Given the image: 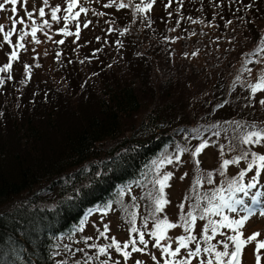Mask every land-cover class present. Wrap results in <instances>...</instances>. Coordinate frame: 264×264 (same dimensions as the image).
Wrapping results in <instances>:
<instances>
[{
  "label": "trees",
  "instance_id": "obj_1",
  "mask_svg": "<svg viewBox=\"0 0 264 264\" xmlns=\"http://www.w3.org/2000/svg\"><path fill=\"white\" fill-rule=\"evenodd\" d=\"M150 2L111 0L94 15L88 40L75 39L72 24L54 31V68L45 78L13 74L14 65L0 72V264H125L107 247L112 238L144 249L129 259L140 253L153 264H179L163 251H174V233L177 248L186 238V255L199 246L197 257L207 261L214 252L205 248L224 250L223 213L200 217L231 201L239 185L260 182L262 170H247L249 154L221 165L248 153L247 133L264 130V91L252 92L264 77V0H171L169 7L155 0L137 11ZM7 61L4 54L0 68ZM210 148L214 165H203L199 156ZM186 162L188 172L179 173ZM167 173L168 203L157 212V181ZM179 179L188 184L173 202L168 189ZM89 210L116 213L126 241L107 228L89 230ZM163 220L177 226L156 246L151 233ZM209 221L217 228L206 239Z\"/></svg>",
  "mask_w": 264,
  "mask_h": 264
},
{
  "label": "rangeland",
  "instance_id": "obj_2",
  "mask_svg": "<svg viewBox=\"0 0 264 264\" xmlns=\"http://www.w3.org/2000/svg\"><path fill=\"white\" fill-rule=\"evenodd\" d=\"M4 0H0V3H3ZM70 0H47V4L44 3V0H27V3L24 4L21 0L20 3L16 5L17 12L13 13L11 11L12 5L7 4L5 11H0V25H4L5 31L11 30V18L15 17L16 19L23 18L24 24H17L16 31L11 36V43L4 41V33L0 32V61H4L5 58L8 57V61L3 63V65L9 64L10 56L13 51H16L18 54V58H21V62L17 63V59L12 61V65H14L15 70L11 71L13 74L16 72H22L25 74H32L31 79H36L39 77H44L48 73L53 71L54 65L52 62V54L51 47L53 46V40L57 38L58 33H54L56 30L64 29L66 26L70 28V25H74L73 28L75 32H79V35L83 36L82 40H88L91 35L96 31V28L93 27L94 15L98 10H103L106 6L111 3V0H78L77 5L72 9V12L69 13L67 11ZM54 7H59L61 10L57 12V20L52 19V9ZM86 8L87 13L80 12V8ZM44 8L45 15L41 17L39 15V9ZM156 8V6H155ZM27 12H32L33 17L29 19L27 17ZM80 12L77 17L75 14ZM64 17H69V19L65 20ZM47 20L48 24L45 25L44 21ZM90 20L92 21L90 24ZM35 21V24H33ZM87 23L88 27H84V24ZM37 27L36 37L33 39L31 36L32 27ZM24 33L23 40H20V36ZM74 33V32H73ZM75 33V39L77 38ZM88 38V39H87ZM39 41L37 43L36 41ZM23 44V47H17V44ZM2 65V66H3ZM28 66V71L25 70V66ZM8 74V73H7ZM12 74V75H13ZM263 97L264 93L261 94ZM260 97L259 95H257ZM264 106V105H263ZM240 129V128H239ZM243 130V129H242ZM247 132L246 130H243ZM242 133H237L234 137L241 138ZM174 151H168L167 154H172ZM215 153L210 148L205 150L200 156V160L203 165L213 166L215 162ZM252 153H256L257 155H264V143L260 144H250L248 145V154L252 156ZM253 157V156H252ZM186 159V157H184ZM189 164L186 162L179 168V173H187ZM187 170V171H184ZM187 180L181 181L180 179L175 181L173 186L168 189L169 195L172 198L173 202L178 197L179 191L187 187ZM259 194V195H257ZM255 196L256 201H253V197ZM235 200L243 201V204H236V211H230L227 207H220V212L223 213L224 216H227L230 220L240 219L244 215H248V210L252 209L255 213L250 216L247 221H245V226L239 229L240 232L244 233V236L241 238L244 239L246 236L252 235L255 232H259L264 234V216H260L259 211L264 208V170H262L260 176V182L256 184V187L247 189V194L244 192H238L235 194L231 201H223L219 206L223 205L225 202L232 203ZM88 220L86 221V227L89 230H93L94 226L99 228H107L109 230V234L111 236L116 237L121 242H125L127 239V232L124 231L119 225L118 216L116 213L112 211H95L90 210L88 212ZM237 234L236 231L229 229L226 233L225 237L222 238L223 244H229V250H234L233 243L228 238L231 236H235ZM176 233H174L173 237L169 239V242H173V249L177 248L178 243L176 242ZM259 239V238H258ZM256 242H251L245 245V252L241 257V264H255V255H261V264H264V250H261L260 253H256L254 250V244ZM150 248V247H149ZM129 250V248H128ZM188 250V249H187ZM184 253V256L180 257L181 260L177 257H174V261L177 260L179 264H182L183 261H191V264H206V260H202L197 256H189L186 255V250H180ZM190 251H193L191 249ZM194 252V251H193ZM142 253V252H141ZM153 255L156 257V260L159 258V251L154 249ZM120 257V256H119ZM212 258V256L210 257ZM227 259V258H225ZM140 261L141 264H153L150 261V258L147 255L137 253L135 255V259H128L125 261V264L134 263V261ZM213 263L216 264L215 259L213 258Z\"/></svg>",
  "mask_w": 264,
  "mask_h": 264
},
{
  "label": "snow or ice",
  "instance_id": "obj_3",
  "mask_svg": "<svg viewBox=\"0 0 264 264\" xmlns=\"http://www.w3.org/2000/svg\"><path fill=\"white\" fill-rule=\"evenodd\" d=\"M21 0H4L3 3H0V11H5L6 10V5L10 4L12 5V9L11 11L13 13L17 12V8L16 5L18 3H20ZM22 2L24 4L27 3V0H22ZM78 0H70V3L68 5V9L67 11L69 13L72 12V9L77 5ZM44 3L47 4V0H44ZM155 3V0H151L150 3L146 4L144 7H141L140 5H136L137 11L139 12H145L148 10H151L153 7V4ZM171 5V0H169V4L166 5V7H169ZM106 7L110 6V5H105ZM120 8H124L126 7L125 4L121 3L119 4ZM61 9L59 7H54L52 9V19L53 20H57V12H59ZM39 15L41 17H43L45 15L44 12V8H40L39 10ZM80 12H84L87 13V9L81 7L80 8ZM80 12H77L75 15L78 17ZM27 17L29 19H32L33 17V13L32 12H27ZM65 20L69 19V17H64ZM24 19L20 18V19H16L15 17L11 18V30L9 31H5L4 29V25H0V32L4 33V41L11 43V36L13 35V33L16 31V25L17 24H24ZM230 23V22H229ZM33 24H35V21H33ZM44 24L47 25L48 21L45 20ZM84 27H88V24L85 23ZM37 27L33 26L32 30H31V36L33 37V39H35L36 37V32H37ZM66 35H72V33L70 32H66ZM24 35H27V33H24L23 35L20 36V40H23ZM77 38H79V32L76 33ZM37 43H39V41H36ZM59 43H63V40L59 41ZM17 47L22 48L23 44L18 43ZM262 51H264V49H262ZM18 59V54L16 51H13L11 53L10 56V60H15ZM11 68V63L6 64L3 68H0V72L2 71H7ZM25 70L28 71V66H25ZM249 72H251V69H248ZM10 78V77H9ZM0 83H3L2 80H0ZM257 91H264V77H261L260 81L258 83H256L255 85L252 86V92L255 94ZM260 103L262 105H264V100H261ZM243 143L245 144H260V143H264V130H260V131H254V132H249L245 135L243 141ZM207 145L206 144H201L198 148H196L195 152L193 153V155H198L204 148H206ZM183 151V150H182ZM248 153L245 152L243 157H237L235 159L229 160V159H225L223 160V163L221 165V167L223 169H226L230 164H234V163H239L241 159H247ZM253 156V160L248 164L247 166V170L248 171H252L254 165L257 167V174H259L260 170H264V155H257L256 153H252ZM257 161L259 162L257 164ZM169 163H171V159L168 160ZM198 163V162H197ZM171 173H167L165 175H163L162 179H159L157 181V183L159 184V191L161 193V195L159 197H157L156 199V211L157 212H161L163 210V207L165 204L168 203V201L166 199H164L163 197V192H164V188L168 186L167 182L168 180L171 178ZM245 176V172H241L240 173V179L242 180L243 177ZM253 180L255 181V177H253ZM211 182V181H210ZM232 183L229 184V189H232ZM256 187V183H249L247 185H239L235 190L236 191H241L244 192L245 194H247V189H251ZM259 195V194H257ZM221 199H223V197H221ZM253 201H256L255 196L253 197ZM211 200H209V204H211ZM236 204H243V201L240 200H235L232 203H228L225 202L223 205L221 206H212V207H205L203 210V215H201V219L204 218L205 215H209V214H215V215H220V207H227L230 211H236L235 206ZM255 213L253 212L252 209L248 210V215H244L242 216L240 219H234V220H230L227 216L223 217V223L219 226H226L230 229H232L233 231H236L237 234L235 236H231L228 239L230 241H232L233 243V247L234 250H229V244L228 243H224L223 244V248L224 250L222 251H216L215 250V246H213L212 248H205L204 252L206 253H213L214 252V258H215V262L216 264H241V257L242 254H244L245 252V245L249 244L251 242H256L254 244V250L256 253H260L261 250H264V234L259 233V232H255L252 235L246 236L244 239H242L241 237L244 236V233L240 232L239 229L243 228L245 226V221H247L249 219L250 216L254 215ZM260 216H264V208H262L259 213ZM188 216L191 217V222L189 221H185V223L188 225V227L190 228L192 226V224L195 223L196 221V216H194L191 212L188 213ZM162 225L164 226L163 230H162ZM177 225L173 224V223H169L167 220H163L160 221L159 223H157L155 225V228L157 229V231H154L151 233V235L153 237L156 238V246H160V241L164 240L166 238V230L168 228H173L176 227ZM211 228L212 232L215 233L216 228H217V224L215 221H209V225L205 228V238L208 239L209 237L207 236V231L208 228ZM186 230H188V228H186ZM132 232H137V228L136 227H132L131 229ZM101 235H103V233H101ZM144 233L140 232L139 233V243L142 245H145V247L147 246V241L144 238ZM259 238V239H258ZM90 239V238H89ZM185 237L181 236L179 237V242H180V246L178 248H176L174 251L171 250V247H165L163 249V251L165 253H168L170 256L175 257L180 253L181 248H187L188 245L185 242ZM188 240H195L194 236H189L187 238ZM129 243L132 245V251L129 252L127 251V249L129 248ZM136 240H131L130 242H126L124 243L122 246L119 242H117L115 240V238H112V243L110 245H108V248L111 247H115V250L117 252H120L122 254V256L124 257V260L127 261L129 259V257L132 255V252H142L144 249L142 248H137L136 246ZM107 248L105 247H101L99 249V252L101 254L106 253ZM201 251V248L199 246H197L195 248V251H189L188 255L189 256H197ZM154 260L156 259L155 256L152 257ZM227 258V259H225ZM261 255L257 254L255 255V264H261ZM136 264H141L140 261H137ZM165 264H170L169 261H165ZM182 264H191V261H183ZM202 264H204V262H202ZM206 264H213V260L209 259L206 261Z\"/></svg>",
  "mask_w": 264,
  "mask_h": 264
}]
</instances>
